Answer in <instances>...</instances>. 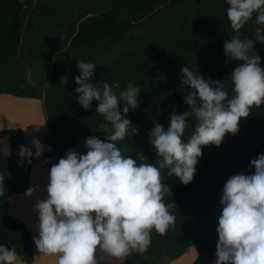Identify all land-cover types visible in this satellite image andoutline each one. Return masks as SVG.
I'll return each instance as SVG.
<instances>
[{
  "label": "trees",
  "instance_id": "1",
  "mask_svg": "<svg viewBox=\"0 0 264 264\" xmlns=\"http://www.w3.org/2000/svg\"><path fill=\"white\" fill-rule=\"evenodd\" d=\"M225 0H0V97L43 101L49 136L46 165L53 164L70 149L86 153L83 138L106 136L99 125L103 118L76 102L77 60L95 63L94 82L105 79L117 94L129 83L141 89L140 105L130 111L139 134L118 141L124 156L138 163L158 158L148 143L156 123L167 130L173 112L188 111L180 90L181 68L191 67L206 79L221 80L231 92L229 79L239 61H227L223 45L231 36L254 37L256 25L249 21L240 33L231 29ZM264 66V44H257ZM62 78L63 82H62ZM189 121L184 139L194 131ZM24 136L22 128L0 130V243L15 247L24 264L35 261L38 235L10 214V200L25 195L37 165L21 161L14 142ZM30 148V147H29ZM35 152V149H33ZM264 153V104L253 106L241 118L236 134H227L217 147H203L193 182L184 185L167 169L162 182L169 187L166 204H176V221L160 235L152 232V243L144 254L114 258L97 250L100 264H173L188 248L195 247L192 264H213L217 241L197 240L207 215L221 210L223 187L234 174H251V160ZM22 163V166H20ZM35 178V176H34ZM172 190V191H171Z\"/></svg>",
  "mask_w": 264,
  "mask_h": 264
},
{
  "label": "clouds",
  "instance_id": "2",
  "mask_svg": "<svg viewBox=\"0 0 264 264\" xmlns=\"http://www.w3.org/2000/svg\"><path fill=\"white\" fill-rule=\"evenodd\" d=\"M225 3L227 20L236 33L249 21L256 25L254 37L237 35L224 42L226 63L240 62L227 80L232 95L221 80L206 79L197 70L182 67L180 90L189 110L173 112L167 130L156 123L149 131L148 143L158 157L155 162L138 163L124 156L117 145L139 134L128 117L140 105V87L129 83L117 94L107 79L94 82L95 63L77 60L76 102L85 110L97 102L95 111L103 118L98 132L106 136L103 140L96 135L83 138L85 154L70 149L50 168L47 199L33 206L38 235L32 239L39 253L55 257V264H100L98 249L114 258L142 255L152 243L153 231L164 235L175 224L172 210L176 204L164 202L169 187L162 182L161 170L190 184L203 147H219L227 134L238 132L241 118H247L253 106L264 104V67L256 47L264 44V0ZM193 120L194 131L185 140V130ZM31 143L35 152L19 146L21 161L31 164L33 156L52 151L39 139ZM253 168L251 174H234L224 184L213 264H264V153L251 160L249 169ZM4 183L0 176V196ZM0 264L24 261L15 247L0 243Z\"/></svg>",
  "mask_w": 264,
  "mask_h": 264
},
{
  "label": "rangeland",
  "instance_id": "3",
  "mask_svg": "<svg viewBox=\"0 0 264 264\" xmlns=\"http://www.w3.org/2000/svg\"><path fill=\"white\" fill-rule=\"evenodd\" d=\"M264 67V66H263ZM0 98V130L6 128H22L24 131V136L14 142L15 149L18 151L20 145H25L27 147L33 148L30 145L31 141L35 137H39L42 144L46 145L49 129L47 125V120L44 116L43 101H33V100H19L14 97H3ZM3 99V100H2ZM14 125V126H12ZM39 129V130H37ZM29 142V143H28ZM38 167V168H37ZM36 172H40V169L45 170V174L41 177L40 184L35 187V182L31 177V188L32 194L16 196L10 200V214L13 217L18 218L29 226L35 227L38 222L36 213L33 211V206L37 200L47 199V183H48V173L49 169L46 165L45 152L41 157L37 159ZM35 168V169H36ZM43 173H38V176ZM35 176V175H34ZM37 179V177H36ZM33 180V181H32ZM37 184V185H38ZM34 186V188H33ZM39 187L41 189H39ZM33 189L38 190L33 192ZM29 200L24 203L18 202V197H27ZM19 203V204H18ZM220 215V210L216 213L207 215V219L204 224V228L199 235L197 234L195 238L202 241H217L218 233L216 232V227L218 225V217ZM35 262L34 264H55V257L44 256L38 252L35 247ZM197 258L196 248L193 246L188 248L186 253L183 255L181 260L177 264H192Z\"/></svg>",
  "mask_w": 264,
  "mask_h": 264
},
{
  "label": "crops",
  "instance_id": "4",
  "mask_svg": "<svg viewBox=\"0 0 264 264\" xmlns=\"http://www.w3.org/2000/svg\"><path fill=\"white\" fill-rule=\"evenodd\" d=\"M3 97H7V96H3ZM0 98H2V97H0ZM3 100V99H2ZM12 126H14V125H12ZM35 139H40L39 137H35ZM29 143V142H28ZM30 145H32V143H30ZM38 168V167H37ZM37 168L33 171V174H32V179L34 180V182H35V187H38L39 186V184H40V180L42 179L41 177L45 174V170L44 169H41V168H39L40 169V172H42L43 171V173H41L39 176H38V173H40V172H36V170H37ZM34 175H35V178H34ZM36 177H37V179H36ZM32 180V181H33ZM38 182H39V184H38ZM38 184V185H37ZM33 188H34V186H33ZM39 189H41L40 187H39ZM38 190H35V189H33V192H37ZM28 198H30V196H27V197H18V202H21V203H24L25 201H27V200H29ZM19 204V203H18ZM35 257H36V253H35ZM181 260V259H180ZM36 261V260H35ZM34 261V262H35ZM179 261V260H178ZM177 261V262H178ZM177 262H175V263H173V264H177ZM34 264V263H33ZM37 264H38V262H37Z\"/></svg>",
  "mask_w": 264,
  "mask_h": 264
},
{
  "label": "bare ground",
  "instance_id": "5",
  "mask_svg": "<svg viewBox=\"0 0 264 264\" xmlns=\"http://www.w3.org/2000/svg\"><path fill=\"white\" fill-rule=\"evenodd\" d=\"M177 262V261H176ZM175 263V262H174Z\"/></svg>",
  "mask_w": 264,
  "mask_h": 264
}]
</instances>
